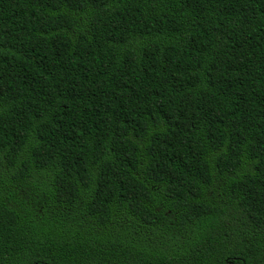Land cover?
Masks as SVG:
<instances>
[{"label":"trees","instance_id":"1","mask_svg":"<svg viewBox=\"0 0 264 264\" xmlns=\"http://www.w3.org/2000/svg\"><path fill=\"white\" fill-rule=\"evenodd\" d=\"M0 264H264V0H0Z\"/></svg>","mask_w":264,"mask_h":264}]
</instances>
